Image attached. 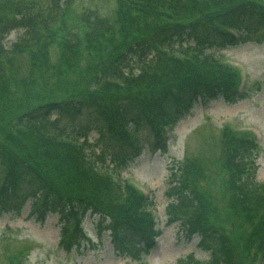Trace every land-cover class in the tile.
Segmentation results:
<instances>
[{
  "label": "trees",
  "instance_id": "1",
  "mask_svg": "<svg viewBox=\"0 0 264 264\" xmlns=\"http://www.w3.org/2000/svg\"><path fill=\"white\" fill-rule=\"evenodd\" d=\"M115 3L112 16L83 11L76 28L65 19L68 6L60 8L58 0L52 6L40 0H0V213L19 210L27 199L28 214L36 220L58 212V244L65 251L79 246V222L87 211L97 213L113 241L129 239L128 250L116 244L119 252L139 258L159 231L144 208L148 198L95 162L109 154L120 166L140 149V129L158 139L164 124L199 99L219 94L230 102L241 98L244 94L236 92L239 69L207 46L211 37L218 45L233 42L222 26L240 30L236 41L251 38L264 27V1ZM13 28L22 34L7 45L2 33ZM197 30L205 38L188 43L186 37ZM165 43L167 49L161 46ZM53 48L57 57L51 60ZM25 54L28 71L20 76ZM82 113L87 116L83 124L71 127L63 121H75ZM91 128L99 131L93 144L87 140ZM222 134L227 174L218 175V181L229 198L226 222L233 240L222 232L210 195L198 185L203 174L194 177L186 168L185 178L168 190L167 220L180 221L187 236L201 234L210 255L200 259L189 253L175 264H252L249 255L264 261V180L247 178L255 138L228 123ZM87 146L99 151L91 149L89 155ZM8 260L19 264L15 255Z\"/></svg>",
  "mask_w": 264,
  "mask_h": 264
},
{
  "label": "rangeland",
  "instance_id": "2",
  "mask_svg": "<svg viewBox=\"0 0 264 264\" xmlns=\"http://www.w3.org/2000/svg\"><path fill=\"white\" fill-rule=\"evenodd\" d=\"M40 1L47 6L56 3V0ZM58 6H68L65 19L72 20L76 28L79 26L77 15L85 10L91 9L101 16H112L116 9L115 0H58ZM3 34L2 42L10 45L22 34V29L13 28ZM250 34L251 38L257 37L261 41L249 38L237 44L223 46L218 45L216 37H211L209 41L212 44L207 46L208 51L222 55L247 73L246 95L235 102L227 101L224 97L210 99L206 108L196 103L187 118L176 123L169 132L171 136L163 149L154 147L153 135L148 134L147 129H140V135L144 136L140 153L125 158L117 167L120 176L134 181L153 198L149 209L160 220L162 230L155 246L144 253L139 251V258L125 252L119 253L109 230L104 228V219L97 213L88 212L82 222L86 238L79 246L74 245L69 251H65L58 244L61 226L58 212L47 213L43 221L36 220L28 214L30 201L27 199L19 210L0 213V264H9L8 257L12 255L18 257L19 264H175L178 258H184L189 253L200 259L208 258L210 252L202 247L199 236L187 238L179 225L180 221L169 223L167 220L166 204L171 200V192L168 190L181 177L185 178L183 171L186 168L193 171L194 177L203 174L198 185L210 195V203L216 208L217 219L224 225L222 232L227 231L226 234L231 238L232 233L226 222L230 212L227 206L229 198L218 181V175L227 174L224 155L226 145L222 138L225 123H230L237 129L259 131V145L253 151L254 166L247 178L254 181L264 178V27L260 26ZM194 35L200 36L198 30L191 31L190 37H186L188 43H193L194 37L191 36ZM201 38H205L204 34ZM177 45L178 40L174 39L172 46ZM26 57L27 54L22 56L25 63L17 71L20 76L28 71ZM56 57V50L53 48L51 60ZM9 85L14 92V83ZM17 97L22 98V95ZM56 116V113L51 114L52 118ZM86 119L85 113L75 121H68L63 117V121L71 127L73 123H85ZM98 135V129L91 128L87 133V140L93 144ZM91 149L99 151L98 146ZM106 156L108 162L115 164L109 154ZM110 166L104 168L116 176L115 170ZM232 240L233 237L230 242ZM247 260L252 264H264L260 257L252 255Z\"/></svg>",
  "mask_w": 264,
  "mask_h": 264
}]
</instances>
